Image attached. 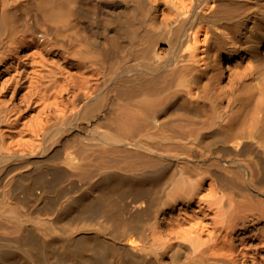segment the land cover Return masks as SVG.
<instances>
[{
    "label": "bare ground",
    "instance_id": "1",
    "mask_svg": "<svg viewBox=\"0 0 264 264\" xmlns=\"http://www.w3.org/2000/svg\"><path fill=\"white\" fill-rule=\"evenodd\" d=\"M0 264H264V0H0Z\"/></svg>",
    "mask_w": 264,
    "mask_h": 264
}]
</instances>
